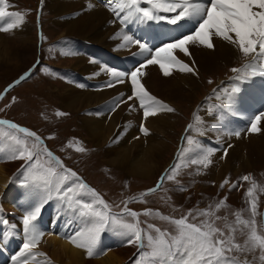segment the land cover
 <instances>
[{"label":"snow or ice","instance_id":"1","mask_svg":"<svg viewBox=\"0 0 264 264\" xmlns=\"http://www.w3.org/2000/svg\"><path fill=\"white\" fill-rule=\"evenodd\" d=\"M108 6L116 19L125 26L130 22L145 24L150 21H165L176 28L192 25L187 33L161 42L155 47H149V43L144 42L143 38L123 35L120 47L138 45L139 55L145 58L131 72L107 70L114 78H120L121 82L123 77L130 76L134 97L139 100L145 119L162 111L174 112L175 109L147 91L138 79V76L144 74L143 68L159 65L166 77L172 74L171 66H178L182 73L197 74L193 67L174 55V50L190 56L188 45L214 49L213 37H217L233 45L243 57H252V61L246 63L243 68L231 69L237 74V81L243 82L249 78V74L264 75V0H110ZM9 7L8 0H0V31L3 32H9L24 22L23 14L8 11ZM5 18H9V22L3 26ZM33 71L34 69L25 73L10 88L26 81ZM107 86L113 85L109 82ZM56 115L63 116L65 113L57 112ZM262 118L264 112L251 119L249 133L261 131L257 124ZM199 123L200 118L197 117V124ZM0 125L15 130L14 134H0L8 137L7 144L0 141V152L6 153L5 158L9 161L24 162L18 171L24 175L25 184L30 187V196L34 200L33 207L22 218L23 247L18 256L12 257L14 264H29L36 256H47L43 252H33V249L38 247L46 235L39 226L38 218L42 208L53 199L58 201L62 208L74 213L84 225L65 238L75 247L83 249L88 258L107 254L108 250L100 248L101 235L111 231L124 237L127 244H135L141 250L136 264H256L257 260L264 264V232L258 231L256 221L258 203L255 192L258 185L250 174L241 177V180L251 182L246 192L251 219L242 218L240 211L234 213V223H228L226 216L217 215L222 208L227 207V197H224L214 207L209 205L207 209H190L187 215L180 218L164 216L151 209L144 210L145 216H155L168 221L174 226V232L161 230L153 224L141 227L138 219L141 213L132 211L127 204L130 201L146 202L144 198L160 190L164 182L176 180L180 174L181 163L177 162L166 170L154 188L148 189L139 197L130 198V201H124L125 206L118 215L112 212L111 205L96 189L88 185L76 171L66 167L63 161L47 148L44 139L36 132L7 120H0ZM194 129L199 131L197 125L188 126L189 132ZM141 132L145 136L150 134L149 129L143 126ZM231 135L240 137L241 132L234 131ZM185 140L188 147L181 149L178 161L186 152H192L195 155L189 163L208 168L212 164L211 157L215 150L205 151L191 135H186ZM68 147H75L77 152L86 151L82 146H75L71 142ZM226 156L227 150L224 151V157ZM229 183L226 178L220 187L224 188ZM236 186L232 185L233 188ZM180 190L187 189L182 187ZM261 191H264V188ZM124 214L132 217L133 222L124 219ZM200 217L204 219L201 220ZM196 220H199V223L193 222ZM219 220L225 221L223 228L216 225ZM237 233L243 237L242 242H238ZM249 255H252L251 260ZM48 264H51V261Z\"/></svg>","mask_w":264,"mask_h":264},{"label":"rangeland","instance_id":"2","mask_svg":"<svg viewBox=\"0 0 264 264\" xmlns=\"http://www.w3.org/2000/svg\"><path fill=\"white\" fill-rule=\"evenodd\" d=\"M8 2L11 9H13L12 11L23 14V24L25 27L24 34H28H26L27 36L24 34L20 36L19 34L18 36L20 37H18L14 36V33H12L11 30L9 32H4L6 34L4 40L9 42V48L6 49L8 51L7 56H4L3 60L0 59V93L5 91V86L7 84L11 82L9 85H12L17 78L20 79L21 76L32 70L34 68L33 65L36 57L38 58L39 56H42L45 62L50 64L52 75H42L44 69L46 68H40L35 72L33 71L31 77L26 81H22L12 90H9L5 99L0 103L1 117L12 119L23 125L30 126V128H32L37 135L42 138H46L47 144L45 143V145H47L49 149L53 150V152L60 155L65 162L66 167L77 171V173L79 172L78 175L81 178V174L83 176L85 175L90 182H92L91 184L94 189H96V191L101 194L103 199L111 205L112 212L118 215L122 213L125 206L123 203L124 201H130V198L132 197H139L148 189L153 188L157 185L160 175H164L166 170H169L177 162L181 163L180 174L176 177V180L164 182L163 187L160 190L144 198L146 202L130 201L127 204V207L132 211L141 213L138 217L141 227H146V225H144V221L148 219L151 224L159 227L161 230L174 232V226L168 221L155 216H145L143 215L144 210L151 209L154 212H160L164 216L180 218L187 215L190 209H207L209 205L214 207L215 204L224 199V197H227V207L222 208L217 215L221 217L226 216L228 223H234V213L237 211L241 212L242 218L251 219V213L248 211L249 198L246 196L247 189L251 186V182L241 180V177L250 174L258 185L255 192L258 203V215L256 216L257 229L260 232H264V191H261V189L264 188V161L258 163L254 161L252 165L253 167H250L252 168L251 170L250 168H244L243 166L240 171H236L237 165L240 164L237 157L243 152H245L246 155H250L251 150L255 147L254 145L250 146L247 150L236 148L235 152H231L232 161L229 166L224 169L222 177L218 180V175L216 176L217 178L214 177L215 175H212L217 173L216 169L218 162L216 161L214 163L212 160V164L206 169L201 165L190 164L189 161L193 158L192 154L195 155L191 152H187L190 159L186 157L185 153L183 158L178 161V154L181 152V149L188 147L185 136L191 135L194 139V137L199 133V131L195 129L189 132L188 126L190 124L197 125L198 129V125L200 126V133L195 138L197 142L201 141L206 144L202 138L209 140L213 138L212 135L204 134L201 130V127L203 126H214L213 123H209V120H211L212 115L216 114L217 110L214 109L213 114H211L210 112L212 111L209 112L207 108L211 107V102L215 100L222 104L225 108L229 109L224 97L229 92L225 91L223 86L227 85L229 80H231L233 76L237 75L236 73H233L231 69L237 66V68H242L243 63L247 59L242 60L240 58L234 61V63L218 65L217 67L210 69L209 72H206L205 75L201 77L202 82L197 81L196 85L193 84L192 90H187L185 93L181 90L177 91L174 97V104H169V106L174 108L175 111H166L167 113L165 114L167 118H171L173 123L175 122V126L173 128L166 129L165 133H162L163 137H158L159 139H163L162 141H164V146L162 148L159 147L160 151L157 153L158 155L152 159L153 167L150 170L151 172L144 175L137 171V168L134 164H132L133 160H131V162L127 161L122 167L108 163L105 155V150L109 148V145H107L108 142L106 144L100 143L98 145L95 140L91 139L88 131L84 128V120L82 118L89 113L88 109L94 111L101 110L105 114L110 112L109 115H112L113 112H116L120 103L111 108L112 105H110L109 100L102 102H98L96 100L89 107H85L82 103H76L74 107L69 109L68 107L70 106L63 103V99L59 95L60 89L61 91L70 89L72 88V82H81L80 76H73V73H75V71H73V67L76 66V58L79 56V53L74 52L73 35L68 33L67 28L63 25L65 21L63 18H66L67 15H61V17H58L57 14L51 11V8L53 9V5H55V0H52L48 6H46V3L43 0H8ZM71 16L73 17V15ZM7 21L8 18H5L4 23ZM147 23H154V21ZM38 30L40 35L41 31L43 33L44 43H41V37L38 38ZM127 32L131 33L130 30ZM187 32V29H185L182 34ZM167 36L170 35L167 33ZM69 38L71 50L75 53V56L71 54V50L67 47L66 43L67 41L69 42ZM165 41H168V39ZM75 48L77 47L75 46ZM247 62L248 61H246L245 64ZM53 66L69 68L71 80H69V82L64 81V79L55 72ZM98 74L101 75V73ZM57 76L62 80L57 79ZM209 81H211V83ZM165 82L167 81L162 80L161 89L164 94H167L169 91L174 89L169 86V83ZM157 83L160 82L158 81L153 83L151 86H155ZM215 87L217 89L214 90ZM98 89V84L91 86V91ZM99 91L100 90L97 92ZM212 92L214 94H221L214 97V95L211 96ZM209 96L212 99L207 105V108H205V105L208 102L207 98H209ZM13 98H15V102H13ZM163 102L168 105V101L164 100ZM238 103L240 108L249 110V102L245 98L240 97L235 99V101L232 102V106L235 104V107H237ZM78 106L79 108H77ZM252 111L253 110H249L248 113L252 114ZM57 112H63L65 115L57 116ZM261 112H264V108ZM124 115L125 114L122 113L121 117H124ZM203 115H207L208 118L203 119ZM200 116V123L197 124V117L200 118ZM213 118L216 119V124L224 130V121L220 120L217 115ZM242 122L233 125L232 121L231 125H229V123H224V125L226 124L227 128L232 129L230 132L240 131L242 134H245L247 126H250V119L246 120L247 123H245V125H243ZM237 125L240 128L241 126H244V129H238ZM118 127L119 125L117 126V129ZM148 129L149 133L155 136V133L153 132L154 130L151 128ZM204 131H209V128L204 127ZM3 133L14 134L15 130L9 129L6 125H0V134ZM106 133L107 130H104L103 134L106 135ZM140 133L142 136L144 135L141 132V126ZM115 135L116 131L113 135H111V143L112 137L114 136V140ZM49 137L53 138L50 139ZM1 138L5 140L0 141L7 144L8 137L2 135ZM258 140L259 137L254 135L253 141L257 142ZM70 142L75 146H82L86 149V151L77 152L75 147H68ZM147 143L148 141L146 139L143 141L142 146L146 145L147 147ZM213 145L210 146L213 147ZM228 147L229 145H224L220 150L216 151L220 152L222 149L228 150ZM213 148H216V145H214ZM3 153L4 152H0V164L7 163L14 165V170L10 173V175L20 174L24 176L18 171L21 169L24 162L20 160L9 161L5 158L6 153ZM250 156L252 157V155ZM224 159L226 158L224 157ZM211 167H213L212 173ZM14 178V182H25V177H23V179L18 176ZM226 178L230 183L225 185L224 188H221L220 185ZM233 184L237 186L233 188ZM183 186L187 189L186 191L180 190ZM124 219L129 222H133V218L127 216V214H124ZM189 219L191 220V217H189ZM199 219L202 220L204 218L200 217ZM193 222L199 223V220ZM224 224V220L216 221V225L218 227L223 228ZM261 224L263 225L262 229ZM112 235L117 239L115 234L105 232L101 235V241L104 242L106 238H111ZM237 239L238 242L243 241V237L239 236V233H237ZM122 242H124V246H118L112 250L130 247L128 252L130 253L129 257L124 260L127 263L123 261V264H129L131 261V264H136V261L140 257L141 250L138 249L135 244H127L124 240H122ZM256 255L258 256V253ZM42 257L46 258L44 256ZM47 258L51 257L47 255ZM85 258L87 260L94 259L88 258L87 255H85ZM248 258L251 260L252 255H249ZM54 261L58 262L57 260ZM256 264H260V262L257 260Z\"/></svg>","mask_w":264,"mask_h":264},{"label":"bare ground","instance_id":"3","mask_svg":"<svg viewBox=\"0 0 264 264\" xmlns=\"http://www.w3.org/2000/svg\"><path fill=\"white\" fill-rule=\"evenodd\" d=\"M51 1L44 0L46 6ZM109 3L110 0H55V5H53L51 11L57 14L58 17L67 15L66 18H63L65 20L63 25L67 28V32L73 35L74 52L79 53V56L76 58V66L73 67V71H75L73 76H80L81 78L80 83L72 82V88L63 91L60 89L59 95L63 99V103L70 106L68 107L69 109L74 107L76 103H82L85 107H89L96 100L98 102L109 100L110 105H112L111 108L120 103L116 112H113L114 114L112 113V115H109L110 112L105 114L101 110L94 111L88 109L89 113L82 118L84 120V128L88 131L91 139L95 140L98 145L108 142L109 148L105 150L108 163L122 167L127 161L131 162L133 160L132 164L137 168V171L147 175L151 172L150 170L153 167L152 159L158 155L157 153L160 151L159 147L162 148L164 146L163 139H159L158 137H163L162 133H165V130L168 128H173L175 122L173 123L171 118L165 116L166 111L145 119L142 108L139 106V100L134 97L130 76L123 77L121 82L120 78H114L107 69H113L117 72H131L145 58L139 55L140 49L138 45L120 47L123 43L124 34L132 35L134 38H143L144 42L148 41L149 43L150 37L148 33L151 30H155L159 35H163L165 40H169L181 36L180 34L184 33L185 29L189 31L192 25L187 24L176 28L168 25L165 21H154V23L145 24L130 22L125 26L118 22L119 20L116 19L108 6ZM7 10L11 11L9 8ZM112 21L115 22L113 23ZM7 22H9V18ZM7 22H3V26H6ZM24 28V24L22 23L11 31L14 33V36H18L19 34L22 36L25 33ZM127 29L131 33L127 32ZM167 33L170 36H167ZM5 35L3 31L0 32V59L2 60L4 56H7L8 51L6 49L9 48V42L4 40ZM154 40L155 42L150 44L149 47L161 44L159 36ZM213 43L215 45L214 49L188 45L187 47L191 53L190 56L185 55L179 50H174V55L193 67L197 74L182 73L178 70V66H171L170 71L172 74L166 77L163 75L159 65H148L142 69L144 74L138 76V79L152 96L161 101H168L169 105L170 103L174 104V97L178 90L184 93L187 90H192L193 84L196 85L197 81L202 82L201 77L206 72H209L210 69L218 65L234 63V61L240 58L242 60L247 59V63L252 61L251 56L244 58L233 45L220 38L213 37ZM103 60L107 63L106 65L101 62ZM245 62L242 66L245 65ZM98 73H101V75ZM235 77L233 76L228 84L223 86L224 90L229 92L224 97L231 111L215 100L211 102V107H205L209 112L212 111L210 112L211 114H213L214 109L217 110L215 115L224 121L223 126L225 129H221L216 124V119L213 118L215 115H212L209 123H213L214 126H203L201 130L204 134L212 135L213 138L210 140L202 138L206 144L201 141L197 142L206 151L215 150L211 159L214 163L215 161L218 162V165L216 169L217 173L212 175H215V178L218 175L217 180L222 177L224 169L231 163L232 155L230 153L235 152L236 148L247 150L250 146H255L251 150L250 155L252 157L246 155L245 152L237 157L240 161V164L236 168L237 172L243 166L244 168L253 167L254 161L257 163L264 161V118L257 124L261 130L259 133L250 134L248 132L249 127L247 126L246 133H241L240 137L231 135L234 131L230 132L232 129L227 128L226 124L224 125V123L231 125L232 121L233 125L239 124L242 121H244L242 123L245 125V123L249 122H246L247 119L251 121L255 115L261 113V110L264 108V75L257 74L251 76L249 74V78L243 82L237 81ZM162 80L167 81L165 83H169V86L174 90L164 94L161 89ZM158 81L160 83L151 86V84ZM109 82L113 86L108 87ZM95 84H98L99 92H97L98 90L91 91V86ZM80 85H83V87H80ZM215 89L217 88L215 87ZM220 94L215 93L214 97ZM129 97H133V99H129ZM240 97L245 98L250 103H248V107L249 110H253L252 114L248 113L249 110L240 108L239 103L237 107H235V104L232 106V102ZM122 113L125 114L124 117H121ZM203 116V119L208 118L207 115ZM140 126L153 129L155 136L151 134L149 136H142ZM204 127H208L209 131H204ZM238 129L242 130L244 126H241V128L238 126ZM104 130H107L106 135L103 134ZM115 131V139L113 140V136L111 143V135ZM254 135L259 137L257 142L253 141ZM146 139L148 143L147 147L146 145L144 147L142 144ZM213 144L216 145V148H213ZM210 145H213V147ZM224 145H229L226 159H224L225 149H222L220 152L216 151L220 150ZM192 156L194 155L192 154ZM13 166V164L7 163L0 164V216L2 215L0 217V264H14L12 257L18 256L21 250L20 247H23L22 218L34 205V200L30 196V187L26 186L25 182H14V177L18 175H10L14 170ZM20 178L23 179V177ZM4 221H7V223H4ZM38 222L46 235L41 239L38 247L33 249V252L47 253L48 256L60 263L47 258V256L46 258L36 256L34 260L29 261V264H48L49 261H51V264H123V261L129 257L130 253L128 252L130 247H124L117 250H108L106 255L95 256L93 260H87L85 258L86 252L83 249L75 247L65 238L80 230L84 225L74 213L62 208L55 199L49 201L42 208ZM114 237L112 235L111 238H106V242L104 240V242L101 241L100 248L106 250V244L112 242ZM122 245H125L124 242H122Z\"/></svg>","mask_w":264,"mask_h":264}]
</instances>
